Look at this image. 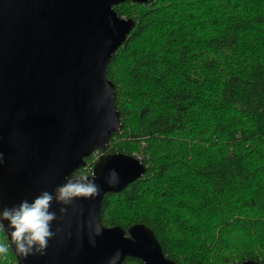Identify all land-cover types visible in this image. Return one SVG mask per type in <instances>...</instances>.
Returning a JSON list of instances; mask_svg holds the SVG:
<instances>
[{
	"label": "trees",
	"instance_id": "16d2710c",
	"mask_svg": "<svg viewBox=\"0 0 264 264\" xmlns=\"http://www.w3.org/2000/svg\"><path fill=\"white\" fill-rule=\"evenodd\" d=\"M115 9L136 24L108 64L123 127L106 151L147 169L104 195L102 223L147 224L176 264L264 261V0ZM100 155L75 173L91 174ZM0 242V264H18L3 228Z\"/></svg>",
	"mask_w": 264,
	"mask_h": 264
},
{
	"label": "water",
	"instance_id": "95a60500",
	"mask_svg": "<svg viewBox=\"0 0 264 264\" xmlns=\"http://www.w3.org/2000/svg\"><path fill=\"white\" fill-rule=\"evenodd\" d=\"M124 1L0 0V210L31 202L45 190L54 193L87 157L101 151L91 174L84 175L101 186L99 196L78 198L67 207L52 223V231H60L43 255H18L9 222L3 221L18 264H107L117 251L119 264L127 257L176 264L147 224L126 230L101 221L104 195L122 191L147 169L134 154L106 151L123 127L108 64L136 24L115 9ZM111 170L119 178L115 187L106 182ZM61 207L54 201L50 210L61 217ZM95 223L102 233L92 246Z\"/></svg>",
	"mask_w": 264,
	"mask_h": 264
},
{
	"label": "clouds",
	"instance_id": "9594fccd",
	"mask_svg": "<svg viewBox=\"0 0 264 264\" xmlns=\"http://www.w3.org/2000/svg\"><path fill=\"white\" fill-rule=\"evenodd\" d=\"M3 162V154L0 153V163ZM110 187H115L118 182V174L111 170L106 177ZM101 186L94 180L84 175H71L65 177V183L58 185L54 193L47 190L42 191L33 201L27 199L18 205L0 210V229L4 228L3 221H8L12 245L18 255L27 257L29 255L45 253L48 242L55 237L56 232L52 231V223L67 213V207L72 205L78 198L94 199L99 196ZM63 205L59 209L61 217L51 211L53 202ZM102 233L100 224L95 223L90 232V243L95 246V236ZM9 252V245L0 242V258L6 259ZM121 253L117 251L109 258L107 264H119Z\"/></svg>",
	"mask_w": 264,
	"mask_h": 264
},
{
	"label": "built area",
	"instance_id": "2783aa9c",
	"mask_svg": "<svg viewBox=\"0 0 264 264\" xmlns=\"http://www.w3.org/2000/svg\"><path fill=\"white\" fill-rule=\"evenodd\" d=\"M95 151H100V150H95ZM95 151H94V152H95ZM137 157H138L139 159L141 158V156H140V155H139V156H137ZM140 160H141V159H140Z\"/></svg>",
	"mask_w": 264,
	"mask_h": 264
}]
</instances>
